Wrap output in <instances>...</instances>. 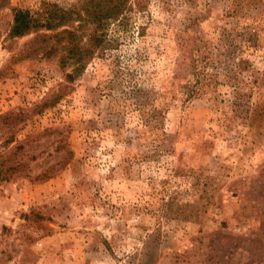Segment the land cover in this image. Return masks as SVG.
I'll list each match as a JSON object with an SVG mask.
<instances>
[{
  "label": "rangeland",
  "instance_id": "1",
  "mask_svg": "<svg viewBox=\"0 0 264 264\" xmlns=\"http://www.w3.org/2000/svg\"><path fill=\"white\" fill-rule=\"evenodd\" d=\"M110 5L0 0V264H264V0Z\"/></svg>",
  "mask_w": 264,
  "mask_h": 264
},
{
  "label": "trees",
  "instance_id": "2",
  "mask_svg": "<svg viewBox=\"0 0 264 264\" xmlns=\"http://www.w3.org/2000/svg\"><path fill=\"white\" fill-rule=\"evenodd\" d=\"M109 1L111 5L107 7H103V9H101L102 10L101 13L94 17L93 22L97 25V27H96V32H94L90 37L93 45L84 49V56L86 58H91L96 48H102V49L105 48L108 42L107 37L105 35L106 34L105 30L107 28V25L109 24L111 20L118 19L119 17L117 15L118 11L123 7V4H124V0H109ZM68 19L70 20V22L73 23V20H74L73 17H68ZM54 20H57V19H53V17H50V19L48 18L47 24L51 26V24L55 22ZM80 20H85V19L80 18ZM15 21H16V25H15L14 32L19 33V34L27 33L31 29V27H33L32 23L34 22L30 13L22 9L17 10L16 15H15ZM81 27L82 25L75 27L73 30L68 29L67 32L68 34L73 36L75 40L77 36L76 32L80 30Z\"/></svg>",
  "mask_w": 264,
  "mask_h": 264
}]
</instances>
